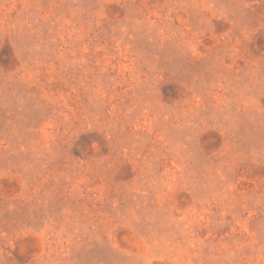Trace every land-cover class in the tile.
Here are the masks:
<instances>
[{
	"label": "rangeland",
	"instance_id": "rangeland-1",
	"mask_svg": "<svg viewBox=\"0 0 264 264\" xmlns=\"http://www.w3.org/2000/svg\"><path fill=\"white\" fill-rule=\"evenodd\" d=\"M0 264H264V0H0Z\"/></svg>",
	"mask_w": 264,
	"mask_h": 264
}]
</instances>
